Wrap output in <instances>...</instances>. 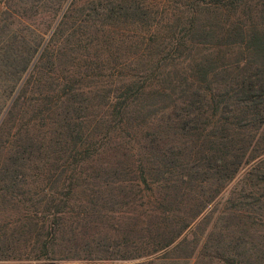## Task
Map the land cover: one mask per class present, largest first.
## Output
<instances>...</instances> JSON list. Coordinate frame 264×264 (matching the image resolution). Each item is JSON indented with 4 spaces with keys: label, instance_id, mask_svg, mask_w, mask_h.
Masks as SVG:
<instances>
[{
    "label": "trees",
    "instance_id": "16d2710c",
    "mask_svg": "<svg viewBox=\"0 0 264 264\" xmlns=\"http://www.w3.org/2000/svg\"><path fill=\"white\" fill-rule=\"evenodd\" d=\"M194 1L0 0V264H264V0Z\"/></svg>",
    "mask_w": 264,
    "mask_h": 264
},
{
    "label": "rangeland",
    "instance_id": "374dc122",
    "mask_svg": "<svg viewBox=\"0 0 264 264\" xmlns=\"http://www.w3.org/2000/svg\"><path fill=\"white\" fill-rule=\"evenodd\" d=\"M117 4L120 0H114ZM140 2L142 11L150 10L155 12L154 18L151 16L149 21L146 18L143 21H138L133 14L124 16L121 19L109 20L101 22L97 34H93L88 41L84 40V49L88 52L89 58L97 61L107 62L105 56L110 53L115 59L112 64L120 65L124 62V56L133 54L134 49L130 45L135 41H140L142 34L145 33L146 25L153 24L158 26H174L177 25L182 16L186 14L189 4L198 1L194 0H138ZM108 22V24H107ZM181 22V21H180ZM179 22V23H180ZM107 24V25H106ZM133 42V43H132ZM86 47V48H85ZM125 71V70H122ZM124 74V73H121ZM120 74V75H121ZM232 184V183H231ZM228 185L224 189V194L228 192L231 186ZM229 188V189H228ZM144 258L135 261H141ZM33 264H50L48 261L34 262Z\"/></svg>",
    "mask_w": 264,
    "mask_h": 264
}]
</instances>
